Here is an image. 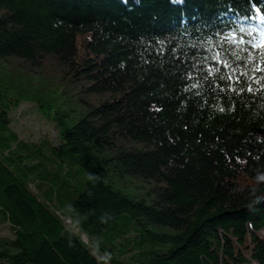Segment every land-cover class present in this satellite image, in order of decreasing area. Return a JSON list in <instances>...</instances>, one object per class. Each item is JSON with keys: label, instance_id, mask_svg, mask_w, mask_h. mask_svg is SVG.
<instances>
[{"label": "trees", "instance_id": "obj_1", "mask_svg": "<svg viewBox=\"0 0 264 264\" xmlns=\"http://www.w3.org/2000/svg\"><path fill=\"white\" fill-rule=\"evenodd\" d=\"M0 60V264H264V0H0Z\"/></svg>", "mask_w": 264, "mask_h": 264}, {"label": "rangeland", "instance_id": "obj_2", "mask_svg": "<svg viewBox=\"0 0 264 264\" xmlns=\"http://www.w3.org/2000/svg\"><path fill=\"white\" fill-rule=\"evenodd\" d=\"M10 63L16 64V62L13 61H11ZM10 63H6L3 60H0V66L9 67ZM9 118L11 120L10 129L14 133L19 135L20 140H25L28 142H40L43 140H47L54 146H59L61 144V138L59 136V126L57 122L54 119L40 114V112L33 104L22 103L19 107L11 109L9 112ZM0 158L4 161L6 157L2 155V157ZM8 166L19 176L14 167H12L10 164H8ZM19 178L35 195L40 198V195L37 194L31 184L23 180L21 176H19ZM62 222L72 231L78 233V231L74 229L69 221L62 220ZM3 238L11 239L13 238V235L7 225L0 223V239ZM81 239L83 243L87 247H89L87 239L85 237H81ZM93 252L98 257L101 263L108 264L102 255L96 253L95 251Z\"/></svg>", "mask_w": 264, "mask_h": 264}, {"label": "snow or ice", "instance_id": "obj_3", "mask_svg": "<svg viewBox=\"0 0 264 264\" xmlns=\"http://www.w3.org/2000/svg\"><path fill=\"white\" fill-rule=\"evenodd\" d=\"M241 31H243V30H241ZM233 39H234V38H233ZM243 41H244V38H243V36H241V37H240V42L243 43ZM249 90H250V89H249Z\"/></svg>", "mask_w": 264, "mask_h": 264}]
</instances>
